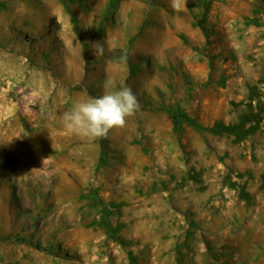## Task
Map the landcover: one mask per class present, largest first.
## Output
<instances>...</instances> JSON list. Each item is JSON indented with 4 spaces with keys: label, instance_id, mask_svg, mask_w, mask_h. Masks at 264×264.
I'll list each match as a JSON object with an SVG mask.
<instances>
[{
    "label": "rangeland",
    "instance_id": "374dc122",
    "mask_svg": "<svg viewBox=\"0 0 264 264\" xmlns=\"http://www.w3.org/2000/svg\"><path fill=\"white\" fill-rule=\"evenodd\" d=\"M0 264H264V0H0Z\"/></svg>",
    "mask_w": 264,
    "mask_h": 264
},
{
    "label": "clouds",
    "instance_id": "9594fccd",
    "mask_svg": "<svg viewBox=\"0 0 264 264\" xmlns=\"http://www.w3.org/2000/svg\"><path fill=\"white\" fill-rule=\"evenodd\" d=\"M181 0H173L179 7ZM93 48L95 57L103 56L104 46L99 42ZM126 62V57L122 58ZM104 92L98 97H88L75 103L61 116L66 132L76 134L89 141L107 138L112 130L123 129L128 119L140 110L135 93L128 86H117L111 77L103 81Z\"/></svg>",
    "mask_w": 264,
    "mask_h": 264
},
{
    "label": "trees",
    "instance_id": "16d2710c",
    "mask_svg": "<svg viewBox=\"0 0 264 264\" xmlns=\"http://www.w3.org/2000/svg\"><path fill=\"white\" fill-rule=\"evenodd\" d=\"M185 119V118H184ZM187 122H189V120H187V119H185ZM226 130H228V129H226ZM229 131H231V130H229Z\"/></svg>",
    "mask_w": 264,
    "mask_h": 264
}]
</instances>
